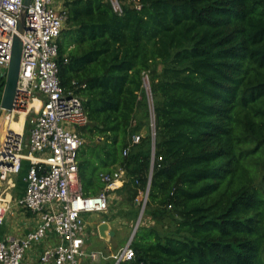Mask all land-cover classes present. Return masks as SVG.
<instances>
[{
	"label": "trees",
	"instance_id": "1",
	"mask_svg": "<svg viewBox=\"0 0 264 264\" xmlns=\"http://www.w3.org/2000/svg\"><path fill=\"white\" fill-rule=\"evenodd\" d=\"M119 1L65 0L57 58L88 116L82 194L120 167L136 217L150 183L118 264H264V0Z\"/></svg>",
	"mask_w": 264,
	"mask_h": 264
},
{
	"label": "built area",
	"instance_id": "2",
	"mask_svg": "<svg viewBox=\"0 0 264 264\" xmlns=\"http://www.w3.org/2000/svg\"><path fill=\"white\" fill-rule=\"evenodd\" d=\"M121 13L119 0H108ZM136 8L140 4L135 0ZM65 0H31L26 9L20 70L8 121L0 123V226L13 206L34 217L23 235L0 238V264H83L112 259L113 264L134 257L130 244L106 254L85 248V214L105 212L121 186L124 171L102 172L103 189L95 195L81 192L77 153L84 139L77 130L88 124L82 99L60 84L58 38L65 23ZM23 0H0V81L5 79L13 35ZM144 87L149 89L144 75ZM39 105H34V101ZM16 117V118H15ZM153 121V118L151 119ZM139 140L138 135L132 137ZM126 151H123L125 154ZM159 160L161 157L158 158ZM26 172L23 194L12 200L14 177ZM148 188L140 193L145 206ZM57 239V240H56Z\"/></svg>",
	"mask_w": 264,
	"mask_h": 264
},
{
	"label": "crops",
	"instance_id": "3",
	"mask_svg": "<svg viewBox=\"0 0 264 264\" xmlns=\"http://www.w3.org/2000/svg\"><path fill=\"white\" fill-rule=\"evenodd\" d=\"M25 172H26V165L23 168L22 177H23V175H25ZM20 178L21 177H19L18 175L14 177L15 187L10 191V198L12 200L20 197L23 194L24 181H23L22 178L21 179H22L23 183H22L21 189H18V186L16 187V183H18V180ZM115 193L116 194H114V196L110 199V202H109V209L112 208V207H110V205H112V206L117 205L116 208H113L110 211V217H111V222L110 223L116 222L117 225L118 224H120V225H119V227L117 229L116 228H113V229L110 228L109 229V230H112L113 231V234L112 235H109V237L112 238V239H113V236L115 235V230H119V231H129V229H127V226L126 225L128 224L133 229L134 224L136 222V220H134V222H133L132 220H130V218H127L128 221H126L125 220L126 216H125V218H121L122 216H124L125 213H126V215L128 214V211H127L128 209H127V206L124 203H122L123 202L122 201L123 200L122 199V196L120 194H118L117 192H115ZM140 197H141L140 195L137 197V199L135 200V204H138L139 203V198ZM95 214H97V213L85 214V217H84L85 220H86V226H87L86 227V231L87 232H86V238H85V248H86L87 251H91V250H101V249H89V246L87 244V238H88V236L89 235H93V232H94V230H92L93 229V225H92V222L90 221V218L92 217V215H95ZM131 221H132L133 224H131ZM33 224H34V217H33L32 214H30L28 212H24L21 209H19V208L17 209L15 206H13V213L12 214L11 213L10 214H7L5 216L4 222L0 226V238H3V237H5L8 234H16V235H19V236L20 235H23L29 229H31V227L33 226ZM124 227H126V228H124ZM95 231H97V229ZM131 232H129L130 235H131ZM97 236L99 238H101L98 235V231H97ZM109 237H107V238H101V240H102L101 242L103 243V246H105L107 248V249H105L107 251H105V250L104 251L101 250V251L105 252L106 254H111V253H114L115 252V251L113 252L112 249H111L112 242H111V240H110ZM120 247H122V246H119L117 249H119ZM102 261H104V260H100L99 262H102ZM96 263H98V262H96Z\"/></svg>",
	"mask_w": 264,
	"mask_h": 264
},
{
	"label": "water",
	"instance_id": "4",
	"mask_svg": "<svg viewBox=\"0 0 264 264\" xmlns=\"http://www.w3.org/2000/svg\"><path fill=\"white\" fill-rule=\"evenodd\" d=\"M30 2L31 0H23V5L17 16L16 33L13 35L10 61L6 70L4 86L1 92L0 117L3 114H9L10 110L13 107V100L17 87V80L20 70V61H21V52H22V41L20 39L19 34H21L26 29V25H25L26 9L27 6L30 4ZM149 184L150 183H148V187H147L148 189H149ZM143 210H144V206L141 205L136 222L132 229L131 235L128 239L129 244L134 236L137 226L139 225ZM109 229H110L109 224L106 221H102L97 225L98 235L101 238H107L109 235L113 234V231Z\"/></svg>",
	"mask_w": 264,
	"mask_h": 264
},
{
	"label": "rangeland",
	"instance_id": "5",
	"mask_svg": "<svg viewBox=\"0 0 264 264\" xmlns=\"http://www.w3.org/2000/svg\"><path fill=\"white\" fill-rule=\"evenodd\" d=\"M4 121H5V118L2 119V122H4ZM77 132H78V130H77ZM24 166H25V162L23 163V168H24ZM22 174H23V170L20 171L18 176L22 178ZM21 178L18 180V183H16V187L18 186V189H21V187H22L23 181H22ZM114 194H116V193L114 192ZM140 199L141 198H139V200ZM110 207H112V208L108 209L105 212H100V213H97L95 215H92V217L90 218V221L92 222V225H93V229L92 230H94V232H93V235H89L88 238H87V244L89 246V249H101L103 251L105 249H107L105 246H103V243L101 242L102 241L101 238H99L97 236V231H95L97 229V225L100 222H102V221L108 222L109 227L112 228V229L113 228L117 229L119 227L120 224L117 225L116 222L110 223L111 222L110 211H111V209L116 208L117 205H114V206L110 205ZM140 207H141V204L139 202L138 210H137L138 212L140 210ZM125 216H126V218H125ZM142 217H143V220L146 219V216L145 215L143 216V213L141 215V219H142ZM121 218H125L126 221H128L127 218H130V220H132L134 222V220H136V218H137V215L135 217L133 214H127L126 215V213H125L124 216H122ZM141 219H140V221H141ZM132 221H131V224H133ZM126 226H127V229H129V231L115 230V235L113 236V239L108 236L110 238L111 242H112L111 249H112L113 252L116 251V249L119 246H124L128 242V238L130 236L129 232L132 231V227H130L128 224ZM124 228H126V227H124ZM105 251H107V250H105ZM97 262L98 263H96V262H88V261L85 260V261H83V264H101L102 263V262H99V261H97Z\"/></svg>",
	"mask_w": 264,
	"mask_h": 264
},
{
	"label": "bare ground",
	"instance_id": "6",
	"mask_svg": "<svg viewBox=\"0 0 264 264\" xmlns=\"http://www.w3.org/2000/svg\"><path fill=\"white\" fill-rule=\"evenodd\" d=\"M39 104H40L39 101H37V100L34 101V105H39ZM2 117L5 118V121L3 123L1 122L2 127L6 123H9L14 128H19L20 127V120H21L22 117H20L19 121H16V120L8 121V114H3Z\"/></svg>",
	"mask_w": 264,
	"mask_h": 264
}]
</instances>
